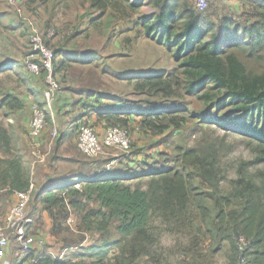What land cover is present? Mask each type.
I'll use <instances>...</instances> for the list:
<instances>
[{
  "label": "trees",
  "instance_id": "1",
  "mask_svg": "<svg viewBox=\"0 0 264 264\" xmlns=\"http://www.w3.org/2000/svg\"><path fill=\"white\" fill-rule=\"evenodd\" d=\"M86 1L89 9L98 14L94 20L110 11L124 21L128 11L140 8L131 0ZM192 1L148 0L154 11L138 18L141 35L165 47L175 66L165 75L133 78L134 93L147 98L144 106L149 111L136 114L137 126L152 136L169 130L179 132L189 121H195L201 134H205L202 125L214 126L242 139L254 159L242 162L236 176L228 179L227 172L221 169V156L229 148L224 150L223 141L203 137L192 147L176 148L172 159L163 160L165 165L149 164L151 170L147 174L127 172L89 180L81 177L80 187L71 182L46 192L31 191L29 206L38 204L40 211L51 218L54 210L63 216L70 211L75 215L77 232L98 236L95 242L74 248L66 259L63 254L59 256L64 248L53 256L44 243L45 254L35 264H168L171 252L161 245L158 228L184 236L185 244L174 241L173 253L182 255L187 260L185 264L201 259L200 252L207 241L211 254L226 248L227 264H240L241 260L244 264H264V167L249 172L251 166H264V0H228L237 3L238 12L242 11L238 18H244V22L224 14L222 3L210 4L205 12L198 13ZM18 6L36 23L33 15L27 13L25 2L18 0ZM22 24L28 45V28ZM240 31L244 42H234L232 35ZM210 33L212 37L208 38ZM54 39L44 36L45 44L55 55L52 75L61 95L64 87L56 77L61 69L57 54L66 38L51 42ZM26 49L27 46L20 62L0 61V68L16 71L22 67L31 76L23 65ZM38 77L42 78L44 89L43 70ZM189 97L203 109L192 112ZM0 104L9 111L25 107L22 100L11 94L4 95ZM107 120V128L119 127L127 132L130 129L126 118L110 116ZM44 121L47 128L48 112ZM81 125L91 127L79 120L77 131ZM0 155V190L27 192L30 170L19 155L13 136L1 125ZM170 161L174 166H166ZM223 181L228 183L227 190L222 187ZM205 200L210 201L211 209ZM50 222V230L57 233L61 221ZM31 224L27 227L28 235ZM112 230L118 236L115 240H111ZM241 239L244 246L240 245ZM62 242L82 245V241ZM25 257L26 262L35 257V250Z\"/></svg>",
  "mask_w": 264,
  "mask_h": 264
},
{
  "label": "rangeland",
  "instance_id": "2",
  "mask_svg": "<svg viewBox=\"0 0 264 264\" xmlns=\"http://www.w3.org/2000/svg\"><path fill=\"white\" fill-rule=\"evenodd\" d=\"M22 1L25 2L27 13H31L37 25L40 29H43H41L42 32H45L44 28H47L46 30L53 33L52 38H60L62 41L65 38L67 39L72 36L75 31L77 32L84 29L87 25V19L96 14L86 6V0H47L45 4H41L38 0L33 3H30L31 0ZM131 1L139 4L140 8L135 12H129L127 10L129 14L127 20L120 21L115 18L110 11H107L98 22L94 23L93 27L89 28L81 35V39H83L81 47L83 49L84 47L88 48V51H90L89 56L93 57V60L91 61H94V57H97L95 61L99 63L100 68L98 72L99 74L105 72L106 81L110 80L117 83L119 81L118 77L125 72H127V75L123 76L135 78L165 75L175 66L165 47L159 45L155 41L146 39L141 35L138 18L141 14H150L154 11L153 8L148 5V0ZM192 3L193 9L196 11L194 6L195 0H193ZM231 4H233V1L225 0L222 2L224 14L233 15L237 20L239 19L240 22H244V18H238L242 11L238 12V9H235ZM210 9L213 10V8ZM47 25L49 26L47 27ZM209 37H212V33L209 34L208 38ZM235 38L237 37L235 36ZM231 39L234 42L242 43V39L239 41L233 38ZM26 46V29L24 28L21 19L18 17L15 8L12 4L8 3V0H0V61H2V58L8 54L14 59L17 58L18 60H22L21 55L24 53ZM13 50H18L19 55L17 56V52H13ZM114 75L118 77H115ZM37 83H40L41 87L44 86L41 77L29 76L22 67H20V70L16 69V71L11 68H0V100L4 95L11 94L25 102V100L31 99L28 88L31 87V84ZM137 98V106L146 105L144 102V100H147L146 97L139 96ZM140 100L141 103H139ZM39 101L40 99H36L32 104H29L28 106L26 105L23 110L9 111L6 107L1 106L0 104V125L6 128L7 126L14 127L19 124L24 125L26 121L30 123L32 107L40 104ZM153 102L154 101H151V103ZM187 102L191 103V107L193 108L191 109L193 110L192 112H195L196 109L200 108L199 105L195 104L193 97L187 98ZM40 107H45L43 105V100ZM201 109H203V107H201L200 110ZM43 110H45V108H43ZM197 128L195 121H189L184 124V127L179 132L169 130L161 135H153L151 137L145 136L141 140L142 149H137L141 147L137 146V140L133 137L131 132L132 129L130 128L128 129V132L131 138V146L128 153H124L115 148H109L106 149L105 154L99 155L95 157V159L111 158L113 156L120 157L123 155L126 157L124 159L126 161L129 160L130 157L138 154V152H141L148 145H151L156 150V154L159 158V165H165L163 160L165 162L167 160L166 158L172 159L176 154V148L179 146L186 148L192 147L203 137L223 141L225 146L224 150L226 147L229 148L228 152L222 153L221 156V169L223 172H227L226 175L228 179L236 176V170L242 162H251L254 159V155L250 149L245 145L243 140L236 135L225 134L221 129L205 124L202 125L205 134H201ZM53 141L54 138L51 135V142ZM40 152L45 155L44 161H46L47 154L43 152L42 145H40ZM144 153L147 154V151ZM120 165L122 166V163H120ZM166 166L172 167L174 165L170 161ZM263 167V165L251 166L249 172L253 173L256 169H261ZM222 187L224 190H227V181L222 182ZM204 202L208 208H212L209 200H205ZM39 208L40 206H37V210L39 211L37 220L39 229L43 230L44 233H49V230L51 229L50 221H52V224L61 221V224H57L59 226L57 236L62 240L76 243L85 241L86 243L95 242L96 239H98V236L96 235L77 232V228H75L77 224L75 221V215L71 214L70 211L69 215L63 216L59 214L58 210H54L53 218H51L41 212ZM68 218H71L72 221L69 222ZM46 222L48 224L50 222L49 226L46 225ZM155 225H157V222ZM162 230L163 229L158 228L157 233L160 234V239L164 244H168L171 241L184 242L183 235H173ZM117 238L118 236L116 232L112 230L111 240ZM41 239L43 238L41 237ZM51 240L54 241V239ZM44 243H46L45 240ZM216 260H220V258H216Z\"/></svg>",
  "mask_w": 264,
  "mask_h": 264
},
{
  "label": "crops",
  "instance_id": "3",
  "mask_svg": "<svg viewBox=\"0 0 264 264\" xmlns=\"http://www.w3.org/2000/svg\"><path fill=\"white\" fill-rule=\"evenodd\" d=\"M231 5L234 6L235 9L238 8L236 2H233ZM86 6L89 8V4L86 3ZM97 15L96 13L95 16H90L87 19L86 27L77 32L75 31L72 36L65 40V44L59 48L57 63H59L58 65L59 67L61 66V69L56 73V77L62 82L64 91L54 103L52 110L48 112L49 125L44 129L40 137L43 152L47 154L46 161L32 169L28 121H26L24 125L19 124L14 127H6L13 136L16 149L19 155L23 157L25 166L30 170L31 185L33 186L32 193H41L51 189H58L71 182H75L76 185L79 186L81 182L78 180L81 177H83L84 180H89L111 177L117 174L120 175L119 173L127 172L129 175L147 174L151 170L148 166L149 164H153L154 162L155 164L159 163L156 150L151 145H148L141 152H138V154L130 157V159L126 161L124 160L126 157L123 155L120 157L113 156L111 158L101 159L83 156L87 158L84 159L76 149V124L79 120H84L92 127L96 134L101 136L109 125L107 122L108 117L116 116L126 118L132 129L131 132L133 137L137 140V146L140 147L141 140L145 136H152L151 134L143 133L137 127V121L139 120L137 115L146 113L148 109L145 106H137L136 104V101H138L137 97L139 96L135 95L133 89V78L135 77H125L123 76L127 75V72H125L119 77L114 75L119 79L117 83L110 80L106 81L105 72H103V74H99L98 72L100 68L99 63L95 61L97 57H94V61H91L93 57L89 56L90 51H88V48L84 47L83 49L81 47L83 41L81 35L83 32L93 27L94 23L98 22V20H94L97 18ZM240 33L242 34L241 31ZM56 41V38L51 40V42ZM14 51L17 52L18 56V50H13V52ZM12 60L21 61L17 58L14 59L10 57L8 54L4 56L2 62L9 63L12 62ZM30 86L28 91L31 99L25 100L24 105L28 106L36 99H40L39 105H41L43 87L40 86V83L31 84ZM52 130L57 131L56 140L54 139L53 142H51ZM142 148L143 147L137 149ZM145 151H147V154L144 153ZM120 163H122V166ZM15 202V192L10 193L7 190H0V222L5 218L9 208ZM37 206L39 205L31 203L28 208V215L32 220L30 233L36 238L42 237L46 242L45 245L47 249L50 250L53 256L59 253L61 248H64L59 256L63 254L66 259L72 251H74V248L88 245V242L85 243V241H82V245L78 246L73 243L62 242V239L56 235L57 233L49 230L47 234L44 233L43 230H40L37 220L39 213ZM68 221L71 222L72 219L68 218ZM49 224L46 222L47 226H49ZM51 239H54V241ZM180 243L185 244L186 241ZM161 245L171 252L168 264H185L187 262V260L185 261L183 259L182 255L173 253L176 251L174 241L168 244H164L161 241ZM200 253L202 257L199 261H196L195 264H227L226 248L215 255L211 254L212 252L209 250L207 241ZM216 258H220V260H216ZM26 259L25 256L18 253L17 246L12 240L9 242L5 256L0 260V264H25ZM147 264L151 263L147 262Z\"/></svg>",
  "mask_w": 264,
  "mask_h": 264
},
{
  "label": "built area",
  "instance_id": "4",
  "mask_svg": "<svg viewBox=\"0 0 264 264\" xmlns=\"http://www.w3.org/2000/svg\"><path fill=\"white\" fill-rule=\"evenodd\" d=\"M223 1L225 0H195L194 6L196 11L203 13L210 4H220ZM8 3L13 5L18 17L28 28V45L23 59L24 67L34 76H38L42 70L45 74V87L42 91L43 105L45 107L33 106L29 123L31 165L34 166L43 163L45 159V155L40 152V143L38 141L46 125L44 121L45 113L52 110L61 93V88L52 75L55 55L44 41V36L52 38L53 33L49 30L42 32L33 19L20 9L17 4L18 0H8ZM232 38L238 41L242 39V42H244L242 34H233ZM55 135L56 131L53 130V138ZM130 146L131 138L129 133L119 127H108L102 136L97 135L87 125H81L77 131L76 148L87 158L103 155L106 153V149L109 148L128 153ZM32 187L30 185L27 192H15L16 202L9 208L5 218L0 222V260L4 258L9 242L12 240L16 244L20 255L26 256L31 250H35V257L30 258L25 264H35L45 254L43 249L44 241L27 234V227L32 223L31 218L28 216ZM240 245H245L242 239L240 240ZM240 264H244V261L241 260Z\"/></svg>",
  "mask_w": 264,
  "mask_h": 264
}]
</instances>
